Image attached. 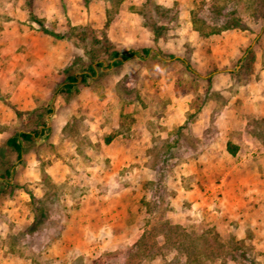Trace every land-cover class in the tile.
<instances>
[{
    "label": "rangeland",
    "instance_id": "obj_1",
    "mask_svg": "<svg viewBox=\"0 0 264 264\" xmlns=\"http://www.w3.org/2000/svg\"><path fill=\"white\" fill-rule=\"evenodd\" d=\"M142 48L152 49L145 59L109 67L112 51ZM247 89L264 91V0H0V264H264V205L241 239L209 225L220 196L207 215L168 214L178 168L170 148ZM246 128L262 145L248 156L263 157L264 113L247 117ZM43 129L21 143L19 158L7 145L17 132ZM115 138L151 146L140 239L93 258L45 256L63 231L60 206L76 205L86 168L109 161L103 147Z\"/></svg>",
    "mask_w": 264,
    "mask_h": 264
},
{
    "label": "crops",
    "instance_id": "obj_2",
    "mask_svg": "<svg viewBox=\"0 0 264 264\" xmlns=\"http://www.w3.org/2000/svg\"><path fill=\"white\" fill-rule=\"evenodd\" d=\"M249 90L228 94L227 105L216 113L214 123L208 116L195 121L183 131L182 148L171 147L167 153L178 165L167 185L172 207L168 214L177 218L189 213L207 215L213 208L206 194L214 195L217 189V210L205 219L221 234L239 239L245 237L246 222L255 206L259 211L264 205V156L252 160L247 154L262 145L246 128L247 117L264 113V91L255 94ZM228 145L235 149L234 155L229 153ZM149 147L121 138L103 147L102 158L109 161L92 160L86 168L88 179L79 183L76 205L68 202L60 206L64 211L60 222L63 231L51 242L49 239L52 248L45 256L93 258L97 249L112 251L137 244L145 227L144 209L138 205L143 196L142 183L145 177L154 180V176L147 175L148 170L153 172L147 163ZM65 180L62 174L58 181Z\"/></svg>",
    "mask_w": 264,
    "mask_h": 264
},
{
    "label": "trees",
    "instance_id": "obj_3",
    "mask_svg": "<svg viewBox=\"0 0 264 264\" xmlns=\"http://www.w3.org/2000/svg\"><path fill=\"white\" fill-rule=\"evenodd\" d=\"M148 1H150V0H148ZM34 21L43 29V25H42L41 21H39V20H34ZM152 29L154 32V39H157L159 36V34H158L159 32H157L156 26L154 25L152 27ZM43 31H45L46 33H48L49 35L53 36L56 39H64L65 38V36H63V35H60V34H57L54 32H50V31H47L45 29H43ZM151 51H152V49H150V48L136 49V50H131L128 52H125V51L119 52V51L114 50L111 52V55H110L112 61L109 64V67L121 65L123 62L128 61L130 59H134V58L138 59V60L145 59L146 57L149 56ZM170 59H177V60L181 61V63H183L186 66V68L190 70V66L187 64V62L184 59L177 57V56H170ZM98 65L102 66V63H99ZM90 71L93 74L95 72V68L91 67ZM70 79H71V82L65 85V87H67V88L72 87L74 82H75V78H70ZM43 133H44V129L40 130V131H34V132L20 131V132H17L13 137H11L7 140V145H9L11 148H13L15 150V152L17 153V158H19L21 151H22L21 143L23 141H33L36 138L42 136ZM228 150H229V153L232 155H234L236 152L235 149H232L230 145H228ZM8 178H9V173L6 171L5 175L2 176V179L7 181Z\"/></svg>",
    "mask_w": 264,
    "mask_h": 264
},
{
    "label": "built area",
    "instance_id": "obj_4",
    "mask_svg": "<svg viewBox=\"0 0 264 264\" xmlns=\"http://www.w3.org/2000/svg\"><path fill=\"white\" fill-rule=\"evenodd\" d=\"M206 195H209L211 197V199L213 200L212 203L215 204V202L218 200L219 192L216 189V190H214V195H210L209 192Z\"/></svg>",
    "mask_w": 264,
    "mask_h": 264
}]
</instances>
